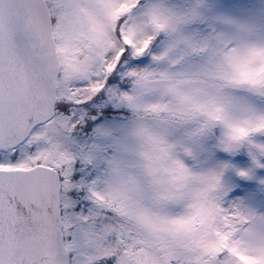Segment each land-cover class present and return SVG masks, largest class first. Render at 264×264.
<instances>
[{
	"label": "snow or ice",
	"instance_id": "1",
	"mask_svg": "<svg viewBox=\"0 0 264 264\" xmlns=\"http://www.w3.org/2000/svg\"><path fill=\"white\" fill-rule=\"evenodd\" d=\"M0 264H264V0H0Z\"/></svg>",
	"mask_w": 264,
	"mask_h": 264
}]
</instances>
